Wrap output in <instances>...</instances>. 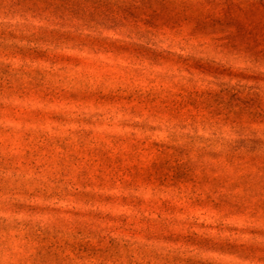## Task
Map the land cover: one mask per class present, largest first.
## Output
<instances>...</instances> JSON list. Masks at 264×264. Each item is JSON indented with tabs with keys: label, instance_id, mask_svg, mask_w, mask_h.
Returning a JSON list of instances; mask_svg holds the SVG:
<instances>
[{
	"label": "clouds",
	"instance_id": "9594fccd",
	"mask_svg": "<svg viewBox=\"0 0 264 264\" xmlns=\"http://www.w3.org/2000/svg\"><path fill=\"white\" fill-rule=\"evenodd\" d=\"M116 2L111 15L77 17L73 38L81 43L59 67L52 60L33 75L30 63L9 61L27 70L21 87L63 94L65 102H47L56 104L45 113L56 122L51 132L6 128L0 111V264H191L194 250L182 245L186 238L174 226L199 218L159 208L171 202L175 185L151 176L126 179L120 169L99 174L88 158L94 152L125 163L153 149L171 153L175 181L226 188L225 203L264 222V193L251 187L264 170L235 163L264 157V149L243 148L253 132L264 140V122L235 118L242 106L264 101V44L249 45L222 18L165 16L161 0ZM167 3L175 12V0ZM38 17L30 0H0V30H35L43 27L34 24ZM102 56L127 63L108 64ZM174 87H190L202 99L226 96L217 103L235 111L216 108L189 119L125 103L145 96L155 103ZM4 107L10 105L0 98ZM237 242L258 246L260 257L250 264L264 258V235Z\"/></svg>",
	"mask_w": 264,
	"mask_h": 264
},
{
	"label": "rangeland",
	"instance_id": "374dc122",
	"mask_svg": "<svg viewBox=\"0 0 264 264\" xmlns=\"http://www.w3.org/2000/svg\"><path fill=\"white\" fill-rule=\"evenodd\" d=\"M30 6L39 14L34 24L43 27L32 30L30 25L19 34L8 29L0 30V57L3 58L0 60V98L3 105H10L0 111L4 113L3 126L6 128L20 129L23 125L25 129L41 128L51 132L56 122L48 119L45 113L56 104L47 102L58 100L63 104L65 101L60 98L63 94L52 96L35 86L21 87L20 81L28 80L27 70L15 69L9 61L30 63L33 75H36L37 67L44 68L52 60H56L59 67L60 63L67 62L76 54L73 45L79 46L81 43L79 39L73 38L76 36L75 27L81 23L77 17L103 18L111 15L118 5L116 0H30ZM157 6L164 9L165 16L222 18L225 23L235 25L240 37L249 45L264 44V0H175V12L167 0H161ZM61 14L64 16L63 20H60ZM187 27L186 24L185 28ZM20 36H23V39H20ZM85 54L86 51L79 53ZM101 58L108 64L127 63L122 58L118 60L109 56ZM217 59L220 57L217 56ZM89 71L99 75L96 68ZM111 71L117 72L119 69L113 68ZM38 82L37 78L33 83ZM226 99V96L202 99L195 95L190 87L187 89L174 87L163 99H158L155 103L151 102L150 96L133 97L125 103L139 108H163L191 119L207 117L211 115L209 111L216 108L234 112L235 110L226 109L223 103H217L218 100ZM235 118L264 122V101L260 104L253 102L242 106ZM25 121L32 123L24 124ZM252 137L253 139H249L243 145L245 151L252 153L264 149V140H259L255 132L252 133ZM88 158L99 174L120 169L126 179L151 176L157 182L164 180L175 185L169 192L171 202H161L159 208L166 214L174 213L181 218L185 212L199 218L192 225L174 226V230L182 231L186 238L181 241L182 245L194 250L190 252L191 264H250V258L260 257L258 246L233 243L238 236L243 238L254 236L259 239L264 235V222L259 216L251 215L250 211H239L232 206L234 201L225 203L226 188H217L213 191L212 186L208 184L175 181L168 166L169 161L175 160L171 153L153 149L144 152L138 161L131 163L99 152L91 153ZM235 163L240 168L260 167L264 170V157L244 160L241 156ZM251 187L254 191L264 193V178L256 179ZM116 203L119 204L120 201L117 200ZM124 211L125 209L121 207L114 215ZM153 231L158 233L160 229L157 226ZM257 264H264V258L258 260Z\"/></svg>",
	"mask_w": 264,
	"mask_h": 264
}]
</instances>
